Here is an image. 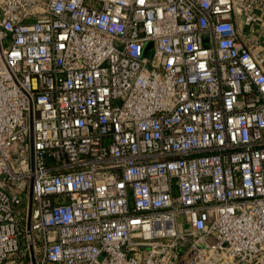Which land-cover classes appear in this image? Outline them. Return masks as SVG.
<instances>
[{"label":"built area","instance_id":"obj_1","mask_svg":"<svg viewBox=\"0 0 264 264\" xmlns=\"http://www.w3.org/2000/svg\"><path fill=\"white\" fill-rule=\"evenodd\" d=\"M0 264H264V0H0Z\"/></svg>","mask_w":264,"mask_h":264},{"label":"water","instance_id":"obj_2","mask_svg":"<svg viewBox=\"0 0 264 264\" xmlns=\"http://www.w3.org/2000/svg\"><path fill=\"white\" fill-rule=\"evenodd\" d=\"M149 47H150V44H147V45H146V48H149Z\"/></svg>","mask_w":264,"mask_h":264},{"label":"rangeland","instance_id":"obj_3","mask_svg":"<svg viewBox=\"0 0 264 264\" xmlns=\"http://www.w3.org/2000/svg\"><path fill=\"white\" fill-rule=\"evenodd\" d=\"M148 59H151V57L149 56V54L147 55Z\"/></svg>","mask_w":264,"mask_h":264}]
</instances>
